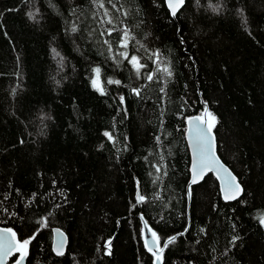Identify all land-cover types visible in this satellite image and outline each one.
<instances>
[{
    "label": "trees",
    "instance_id": "16d2710c",
    "mask_svg": "<svg viewBox=\"0 0 264 264\" xmlns=\"http://www.w3.org/2000/svg\"><path fill=\"white\" fill-rule=\"evenodd\" d=\"M103 3L0 0V227L26 264H154L143 226L162 264H264V0ZM205 109L235 201L213 175L190 185L186 123Z\"/></svg>",
    "mask_w": 264,
    "mask_h": 264
},
{
    "label": "snow or ice",
    "instance_id": "6c2138e0",
    "mask_svg": "<svg viewBox=\"0 0 264 264\" xmlns=\"http://www.w3.org/2000/svg\"><path fill=\"white\" fill-rule=\"evenodd\" d=\"M109 2H111V0H109ZM167 3H168L169 9L171 10L172 16H176L178 10L184 4V0H167ZM98 6L101 8L104 7L103 0H98ZM29 15L31 16V14H29ZM104 15L108 16V12L105 11ZM105 22L108 24H114V21L112 19H108L107 21H102V23H105ZM75 30L76 29L73 28V31H75ZM111 31L112 30H109V32H108L109 35H111ZM130 39H132V37L130 36L128 30L124 29L123 30V36L121 38L120 46L122 48H127L128 47V41ZM122 55H124L125 59H129L127 53H123ZM152 55L157 58V61L160 59V53L159 52H154V53H152ZM129 62L131 64H133V66L137 69V73L139 74V70H140V68L143 67V65L140 64L137 57L135 55L131 56ZM99 71L100 70L98 68L95 69V72L97 73V75L99 74ZM156 71L157 72H163L167 77H171V75H172L171 70L167 66H164L162 68L157 67ZM147 79L152 80L153 76L148 75ZM96 83H97V81L94 80L93 84L95 85ZM109 83H112V81H109ZM115 83H119V81H115ZM134 92L137 95L139 94L138 89H134ZM121 100L123 101V97L121 98ZM205 115H207L209 117V120L207 122L204 121L202 117L198 116L195 118V120L199 121L200 124L207 123L208 127H207V129L201 128L200 124H197L195 126L196 151L199 153V156H200V164H199V171H197V167H198L197 164L196 163L193 164V179L191 182L192 184H195L198 182V177L202 178L204 170L206 168H209V165L206 163V160L209 156H212V147H213V139L214 138L211 135V130L215 126V117L210 112H207V109H205ZM189 123L191 124L192 121H189ZM105 135L107 136L108 133H105ZM109 139H111L110 136H109ZM212 159L214 160V162L216 164H219V161L215 160L214 156H212ZM220 167H222V166H220ZM157 171H159V169H157ZM224 171H227V170L224 169ZM228 176H229V180H228L227 187L225 189V199H235L236 195L239 194L240 185L235 182V177H232L230 173H228ZM138 200L142 201L143 197L138 196ZM260 223H261V225H264V217L260 218ZM152 235H153L154 241H158V237H156V234L153 233ZM9 237L11 239H9ZM171 242L172 241H169V243H171ZM28 243H29V241H24L23 243H17L15 241V233L11 232V230H8L5 234H0V254H2V255L10 254L12 252V250L15 248L17 251H20V253H21L20 260L17 261V264H20V261L23 260L24 255L26 254V249H27ZM109 244H110V242H109ZM165 247H167V245H165ZM162 252H163L162 248H157L156 253H154L156 255V261L158 262V264L161 261V253ZM58 254H60L59 250H58Z\"/></svg>",
    "mask_w": 264,
    "mask_h": 264
},
{
    "label": "water",
    "instance_id": "95a60500",
    "mask_svg": "<svg viewBox=\"0 0 264 264\" xmlns=\"http://www.w3.org/2000/svg\"><path fill=\"white\" fill-rule=\"evenodd\" d=\"M164 1H165V5H166L167 9L171 13V10L168 7L167 0H164ZM185 1L186 0H184V3H185ZM196 117H192V118L187 119L186 133H185L186 143H187V147H188L189 154H190V173H191L190 185L199 184L204 180V178L207 175H213L218 181L220 192H221L223 200L224 201H230V202L235 201L238 198H240V196L243 193V189L240 186L239 194L236 195L235 199H225V189L227 187L228 180H229L228 173H230L232 177H235V176L230 171V169L217 156V154H216V138H215V135L212 131H211V135L214 138L213 139V147H212V156L215 157V160L219 161V164H216L214 162V160L212 159V156H209L206 160V163L209 165V168H206L204 170L202 178L198 177L197 183H195V184L191 183L192 179H193V164L194 163L197 164V166H198L197 171H199V164H200V156H199V153L196 151V135H195V126L197 124H200V122L195 120ZM189 121H192V123L190 124ZM200 127L207 129L208 125H207V123H204V124H200ZM220 166H222V167H220ZM224 169H226L227 171H224ZM235 182L237 184H239L236 177H235ZM138 196H140V195H139V191L137 190V202H140L138 200ZM8 230H11V229H6V228L0 227V234H5ZM11 232L15 233L12 230H11ZM143 238H144V243H145L146 249L149 252L156 253V249L158 248V244L156 241H154L153 235L150 233V231L147 230L146 226H143ZM9 239H11V238L9 237ZM15 241L17 243H19V240H18V237L16 236V234H15ZM66 245H67L66 235L61 230H59L57 228L53 229L52 230V251H53V253L56 256H61L65 252ZM58 250H59L60 254H58ZM16 252H17V250L14 248L10 254H7V255L0 254V264H10L9 263L10 258ZM18 260H20V256L16 259L15 262H13L11 264H17ZM26 260H27V254L24 255V258H23V260L20 261V264H26ZM154 264H158V262L156 261V255H155ZM159 264H162L161 261L159 262Z\"/></svg>",
    "mask_w": 264,
    "mask_h": 264
},
{
    "label": "rangeland",
    "instance_id": "374dc122",
    "mask_svg": "<svg viewBox=\"0 0 264 264\" xmlns=\"http://www.w3.org/2000/svg\"><path fill=\"white\" fill-rule=\"evenodd\" d=\"M94 80L97 81V83H96L95 85L93 84V81H94ZM92 85H93V87H94L95 89H97V90H99V91L101 90V89H100V84H99V81H98V78H97V73H96L95 71L93 72ZM262 226H263V228H264V225H262ZM20 255H21V254H20Z\"/></svg>",
    "mask_w": 264,
    "mask_h": 264
},
{
    "label": "bare ground",
    "instance_id": "6f19581e",
    "mask_svg": "<svg viewBox=\"0 0 264 264\" xmlns=\"http://www.w3.org/2000/svg\"><path fill=\"white\" fill-rule=\"evenodd\" d=\"M169 11V10H168Z\"/></svg>",
    "mask_w": 264,
    "mask_h": 264
}]
</instances>
